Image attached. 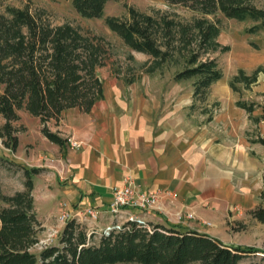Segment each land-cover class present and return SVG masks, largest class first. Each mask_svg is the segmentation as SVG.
<instances>
[{
  "label": "trees",
  "instance_id": "trees-1",
  "mask_svg": "<svg viewBox=\"0 0 264 264\" xmlns=\"http://www.w3.org/2000/svg\"><path fill=\"white\" fill-rule=\"evenodd\" d=\"M106 1L71 3L82 17L100 18ZM166 1L183 4L202 16L186 23L175 22L130 6L127 18L107 15L105 23L130 49L152 57L146 71L152 72L171 61L177 52L185 55L186 66L175 73L174 79L194 77L193 97L203 100L210 85L223 76L217 60L206 56L220 46L216 40L220 27L206 14L221 11L228 18L251 19L254 23L246 32L255 33L264 30V6L254 0ZM99 40L69 22L53 25L32 13L28 6H10L6 14L0 13V114L5 119L0 137L7 147L14 151L18 145L11 125L19 118L18 109L24 107L39 117L44 136L60 146L66 139L44 122L58 118L68 108L89 112L103 98V82L97 68L105 62ZM261 69H255L251 76L240 71L244 85L253 83ZM229 85L237 91L232 81ZM236 102L248 108L244 101ZM24 169L23 189L6 193L0 185V264H238L248 253H264V249L253 246L225 244L207 233L151 222V231L133 225L91 244L94 234L88 236L75 219L63 226L59 244H49L38 254L33 253L30 249L38 242L40 222L34 207L32 174L42 169ZM261 191L264 199V185ZM250 213L264 222V206L258 205Z\"/></svg>",
  "mask_w": 264,
  "mask_h": 264
},
{
  "label": "crops",
  "instance_id": "crops-1",
  "mask_svg": "<svg viewBox=\"0 0 264 264\" xmlns=\"http://www.w3.org/2000/svg\"><path fill=\"white\" fill-rule=\"evenodd\" d=\"M115 80L103 84V98L89 112H79L77 125L82 126L73 128L69 145L52 142V160L35 163L42 169L32 177L40 232L57 224L63 208L71 213L86 206L103 211L97 221L78 218L86 230L107 222L113 187L130 177L142 190L168 188L177 194L172 202L160 199L161 209L145 215L147 221L207 233L231 244L225 238L231 219L257 207L264 185L257 161L248 156L244 123L236 117L243 108L229 100L222 113L199 126L180 107L165 106L149 92H126L120 79ZM178 95L191 99L193 89ZM75 140L80 145L73 147ZM23 188L20 183L15 191ZM187 211L194 213L192 219L177 218Z\"/></svg>",
  "mask_w": 264,
  "mask_h": 264
},
{
  "label": "rangeland",
  "instance_id": "rangeland-1",
  "mask_svg": "<svg viewBox=\"0 0 264 264\" xmlns=\"http://www.w3.org/2000/svg\"><path fill=\"white\" fill-rule=\"evenodd\" d=\"M254 1L259 6H264V0ZM106 2L103 15L100 18L82 17L74 8L71 0H0V13L6 14L10 6L19 8L28 6L32 13L41 15L42 19L49 20L53 25L69 22L91 37L97 36L101 39L99 42L104 49L103 62L105 63L97 68V75L102 79L103 84L110 85L117 82L115 79H120L118 81L123 84L122 90L127 92L134 89L142 93L149 92L165 106L171 105L173 109L176 108L174 106L180 107L181 110H184V116L199 126L208 125L213 116L222 113L223 105L227 101L232 100L235 104L238 100L244 101L248 108L242 107L243 111L236 117L244 123V135H246L249 146L248 156L257 161L260 176L264 177V143L260 141L261 139L264 140V30L248 33L246 29L254 23L251 19L228 18L221 11L206 14L207 18L216 21L220 27V33L216 39L220 46L217 50L207 53L206 56L217 60L223 76L212 87H209L210 89L203 100L193 96L191 99H180L179 92L187 93L193 89L194 77L182 78L178 81L174 79L175 73L186 66L185 55L177 52L174 54V60L164 62L152 72L146 71L152 57L149 54L130 49L117 33L108 28L104 16L127 18L130 6L135 7L140 12L155 15L159 19L166 16V18L173 19L175 22L180 21L183 23L190 22L194 17H201L202 14L183 4H173L166 0H108ZM173 42V44H176L175 41ZM257 68H262L257 75V79L249 86H245L240 71L251 76ZM231 81L237 91L230 87L229 83ZM125 82L128 84H125ZM2 89L3 85L0 83V90ZM177 103L179 104L177 105ZM80 111L82 110H79L78 107L68 108L58 118H51L44 122L52 132L66 139L60 147L68 146V137L71 135L73 128L82 126V124L77 125ZM18 114L19 118L11 122L14 129L13 134L16 135L18 140L16 149L12 151L3 143L0 137V150L14 155V157L10 156L14 160H18L15 162L9 158L10 156L1 154L6 157L4 158L0 155V185L8 193L14 192L20 183L23 184L25 180L24 166L27 168L35 167V163L39 159L40 162L41 159L43 161L47 158L52 160L49 155L50 152L53 153L52 148L56 147L42 133L44 125L39 117L32 115L24 107L18 109ZM4 121V117L0 114V127L3 126ZM218 124L219 127L222 122H218ZM225 128L227 131L230 130L232 124L225 125L223 131H225ZM213 130L217 132V129L214 128ZM70 145L75 147L80 143L75 140ZM33 176L36 177V173H33ZM256 203H258L257 206H264V199L261 196L257 197ZM157 207L161 209L159 203ZM185 214L186 212L178 213L177 218L179 215ZM192 218H186L185 220ZM231 222L230 231L225 234V238L230 240L231 244L264 249V222L254 218L250 211H246L240 218L231 219ZM105 224L106 222L100 224V226ZM48 230L45 232L38 231V241L40 239L46 241ZM87 230L85 228L86 233ZM59 238L60 236L56 237L52 244H59ZM91 241V244H98L99 235L94 234ZM41 249V244L37 242L30 250L38 254ZM259 262L264 264L263 252L248 253L238 264H258Z\"/></svg>",
  "mask_w": 264,
  "mask_h": 264
},
{
  "label": "built area",
  "instance_id": "built-area-1",
  "mask_svg": "<svg viewBox=\"0 0 264 264\" xmlns=\"http://www.w3.org/2000/svg\"><path fill=\"white\" fill-rule=\"evenodd\" d=\"M176 197L177 194L168 188L158 187L152 190H142L135 186L133 180L128 177L123 185L120 187L114 186L112 189V199L106 210L108 212L106 224L100 226V224L94 223L93 226L88 228L87 235L90 236L97 233L99 238L107 237L111 233L121 232L133 225L144 227L151 231L152 226L145 219V215L155 214L157 210H160L157 207L160 199L165 198L172 202ZM60 213L57 224L48 230L46 241H43V239L38 241L41 244V248L52 244V241L61 234L63 226L68 220L75 219L77 221L79 217H89L97 221L103 215V211L94 206H86L77 211V213H71L66 208H63ZM193 216V212H186L185 215H179L178 219L182 221Z\"/></svg>",
  "mask_w": 264,
  "mask_h": 264
}]
</instances>
